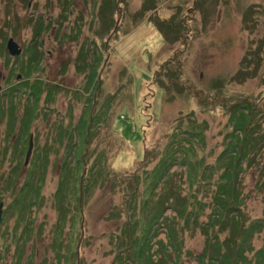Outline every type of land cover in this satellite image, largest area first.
Returning <instances> with one entry per match:
<instances>
[{"label":"rangeland","instance_id":"1","mask_svg":"<svg viewBox=\"0 0 264 264\" xmlns=\"http://www.w3.org/2000/svg\"><path fill=\"white\" fill-rule=\"evenodd\" d=\"M62 1L0 0V92L25 80L18 70L27 66L35 50L39 68L33 75L59 85L50 103L41 98L32 104L24 92L15 91L13 122L5 108L8 98L0 95V175L19 158L17 179L22 180L35 147L52 142L60 121L63 126L74 124L82 112L101 113L109 105L98 132L81 148L80 157L86 162L79 168L77 187L82 177L90 176L76 200L82 219L75 218L74 229L67 221L60 231L63 242L71 239L76 254L78 250L75 264H111L114 250L108 233L119 232L128 214L139 217L145 199L159 223L179 222L182 250L175 259L168 251L167 264L210 263L206 250L212 236L220 242L234 239L232 228L221 229L210 218L221 171L210 166L228 143L231 118L245 108H252L249 126L255 147L239 161L235 186L241 200L233 218L245 227L246 235L252 224L264 223V0H155L156 6L145 10L147 0H107L111 7L105 13L103 0H66L65 10ZM39 17L47 24L37 36ZM105 26L109 29L103 33ZM8 38L20 48L19 55L8 53ZM84 62L90 64L77 69ZM91 69L94 77L88 78ZM26 106L35 110L27 133L18 138ZM11 124V134H6ZM186 129L198 137H188ZM30 136L32 148L24 164ZM59 150L49 154L41 186L45 200L40 208L31 207L32 213L36 211L33 234L42 226V236L27 241L21 261L27 259L33 241V264L56 260L50 240L58 233L54 229L60 220L51 198L64 157L63 148ZM9 197V192L0 195L3 207ZM175 197H190L188 208L201 206L194 220L178 219L171 208L180 203L173 201ZM133 205L134 212L128 210ZM114 207L122 210L121 216L107 218ZM13 224V219L0 222V252L9 247L0 264H13ZM257 227L247 241L251 251L245 252V261L234 264H248L253 253L264 250V225ZM158 239L166 242L162 224L152 251ZM160 256L154 254L153 261L159 262ZM67 257L63 244L60 264H68Z\"/></svg>","mask_w":264,"mask_h":264},{"label":"trees","instance_id":"2","mask_svg":"<svg viewBox=\"0 0 264 264\" xmlns=\"http://www.w3.org/2000/svg\"><path fill=\"white\" fill-rule=\"evenodd\" d=\"M65 6H67V1L63 0V10L66 9ZM155 6V0H147V3L143 4L142 8L145 10ZM110 7L111 3H109L107 0H103V5L101 6L102 11L105 13ZM39 19L40 20H38L36 23L38 27L35 30V35L37 36H39L40 33L45 30V24H47L42 23L41 17H39ZM108 29L109 27L105 26L102 32L105 33ZM87 52L88 51L85 50L81 52V55L84 54L83 60H85ZM33 53V56L30 55V57L27 59V66L24 69L20 68L18 70L20 76L25 77V80L18 84L9 85L8 88L0 92V95L5 94V96L8 98V106L5 108L9 110L8 113H10L11 118L10 122L15 120L14 116L17 109L14 100L15 91L18 93L19 91L24 92V94L27 95V100H32L30 102L32 104L38 103L41 98H43L45 103H50L53 93H56L57 88L59 87L57 84L45 83L39 77H36L39 74L33 75L37 68H39L37 62L39 52L35 50ZM96 60H99V58ZM88 64L84 62L77 69L82 70V68H84L85 65L87 67ZM92 66L93 64H91V67ZM90 71L91 72L88 78H93L94 75L92 69ZM89 85H91V81L89 82ZM42 94L44 95L42 96ZM108 106L109 105H106V107L102 109L101 113H96L94 111L91 114L88 112H82L74 124L68 123L66 126H63L62 121H60L56 125L57 131L53 135L52 142L49 143L46 141L43 145L35 147L33 158L27 165L22 180L18 181L17 179V173L20 169L19 167L21 163L19 158L18 161L10 166L9 169L1 172L0 195L3 196V194L7 192H9L10 195L9 201L3 207L1 222L5 219H13L14 221L10 231L12 232L11 243L15 244V252L11 256L13 259L11 260V263L33 264L34 241L32 242L31 251L29 252L28 256H26L27 259L21 261L24 252V245L27 243V241H29L31 237H34L35 239L39 238L42 236L43 232V228L41 226L38 228L36 233L34 232L33 234L32 223L36 215V211L34 210L32 213L31 207L37 206V208H40L39 206L44 202L45 198L41 194V186L45 178L49 154L51 152L57 154L58 151H60L59 149L62 147V155L64 156L62 159L63 162L59 169L60 175L57 182V187L51 198L52 205L58 213L60 220L58 221L57 226L55 225L54 229V231L57 230L58 233L56 234L55 232V234L51 236L50 240V248L53 249L54 258L56 260L54 262L51 260L48 262L44 259L40 264H60L61 248L63 244L64 253H67L69 256L65 259H69L68 264H75V256H77L78 250L76 254V250L73 248V242L71 239L67 243L63 242V238L61 237L63 232L60 233V231L63 229L64 225H66L67 221L69 222V225H71L72 229H74L75 225L77 224L75 218L78 217V220L82 219V211L76 200L78 198V192L80 193L81 191V193H83L86 190L90 181V176L88 177L85 175V177H82L80 188L77 187L79 173L82 170V165H85L84 163L86 162V158L83 159L80 157L82 151L81 148L84 150V145L86 143L90 144L92 138L98 132V126L101 124L100 122L105 121ZM251 109L252 108H245L241 111H238V114H236L235 117L236 119L234 118L233 120L231 118V121L233 122V130L231 131V135L228 138V143L225 144L214 164L210 166L212 171L221 170L219 173V180L215 183L216 190L212 195V204H214V208L210 218H214L215 225L220 226L221 229H223L222 226H228L232 228L234 239L228 237L227 240L220 242L218 241L216 235L212 236L214 240L211 242V244H209L208 249L206 250L209 253V259L207 262L210 263L208 264H234L240 260L245 261V252L251 251L249 242L247 241H249L252 233L258 228L257 226L261 227L264 225V223L261 225L258 224L260 222H256L258 225L252 224L253 228H251L249 233L246 235L244 232L245 227L240 223L237 225V223H235V219L233 218L234 216L236 217L233 211L239 209L238 206L240 205L241 200L239 196V190L235 186L237 175L241 170V168L238 167L239 161L241 158L246 156L247 152H249V149H253L255 147L249 126L252 118ZM34 110L35 108L31 106H26L24 108V113L19 123L20 127H18L17 131L18 138L23 136L24 133H27ZM1 111L2 104H0V113ZM11 128L12 124L9 126L6 134H11ZM235 130L238 131V135L233 134ZM185 131L188 134V137H198L196 132L190 129H186ZM198 140L200 141V138H198ZM230 140H235V142L232 141L230 144ZM190 149L192 150L193 148ZM3 150L4 148L1 151ZM185 150L188 151V148ZM191 150L188 151V153L192 152ZM223 153L227 154L224 159L221 157ZM1 157L4 158L3 156ZM15 157L16 155H13V158ZM185 157H187L186 152ZM13 158H11V160H13ZM71 160L72 165H70ZM2 161L3 159H0V164ZM182 162L185 164L184 160ZM171 164L174 163L170 162V165ZM192 170L196 171L194 165ZM188 171L189 168L187 167V173ZM91 174L96 175L97 173ZM135 194L136 191L132 193L131 199H135ZM71 195L75 197L73 200L70 198ZM189 198H173V201L175 200L174 202L180 201L176 207H171L172 210L176 212L178 219L184 218L183 220H194L200 213V205L197 208H188ZM148 204L149 202L147 199L141 201L139 217L130 216L128 214L126 219L123 221L119 232L108 233L112 247L111 250H114V257L112 260L113 264H167L169 262L166 261V254L168 251L172 250L174 259L176 255L181 252V238H179V230L176 228V225H178L179 222L163 221L159 223L157 221L158 215L156 216L155 213L150 214ZM129 209L134 212L135 206H129L128 210ZM121 212V209L114 207L112 212L108 214L107 218H119L121 216ZM32 214L33 216H31ZM189 223L191 222L189 221ZM214 223H210V226L213 227L212 225ZM160 224L165 227L166 242H162L159 239L155 240L157 247L154 251H152V246L154 245L153 239H155L157 235V229L160 227ZM206 231L207 230H204V232ZM70 234L72 236V232ZM81 234L82 230L80 231V235ZM238 236H240V239L235 240V237ZM8 248L9 247H6L4 252H0V259L4 260L6 258L5 252L7 253ZM150 250L152 252H150ZM157 252L159 254L161 253L159 262L153 261L152 257ZM259 255H263L262 259H259ZM251 258L252 260L251 262L248 261V264H264V250L258 249L251 255ZM171 262H173V260L170 261V264Z\"/></svg>","mask_w":264,"mask_h":264},{"label":"water","instance_id":"3","mask_svg":"<svg viewBox=\"0 0 264 264\" xmlns=\"http://www.w3.org/2000/svg\"><path fill=\"white\" fill-rule=\"evenodd\" d=\"M6 49H7L8 53L10 55H13V56L14 55H19L20 52H21L20 48L17 47L16 43L13 41L12 38H8L7 39V41H6ZM18 76H19V74H17L16 77H18ZM31 148H32V141H31V136H30L29 139H28V145H27V149H26V152H25L24 164L27 163L28 157H29L30 152H31ZM2 212H3V201H0V222H1V219H2ZM77 264H78V261H77Z\"/></svg>","mask_w":264,"mask_h":264}]
</instances>
